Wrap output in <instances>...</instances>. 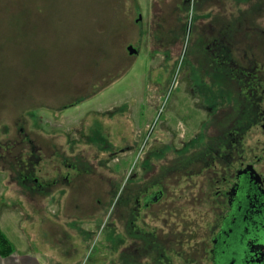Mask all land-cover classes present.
I'll return each mask as SVG.
<instances>
[{
    "label": "rangeland",
    "instance_id": "374dc122",
    "mask_svg": "<svg viewBox=\"0 0 264 264\" xmlns=\"http://www.w3.org/2000/svg\"><path fill=\"white\" fill-rule=\"evenodd\" d=\"M188 1L0 0V228L15 247L8 261L124 264L122 191L137 156L119 148L141 137L167 139L157 131L166 116L172 145L151 153L145 170L158 172L153 158L181 167L188 152L178 143L193 133H184L185 126L194 131L201 117L185 106L178 77L206 61L194 33L212 18L240 32L251 28L258 36L253 53L264 63V0ZM181 23L193 28L175 49L167 42L178 37ZM182 171L171 181L161 178L164 197L146 217V229L167 231L159 220L176 223L183 243L202 237L203 223L215 215L206 199L195 200L199 188L207 194L208 183L188 181V167ZM183 246L172 248L182 254L170 252L171 264H198L190 252L185 259ZM140 260L130 264H150Z\"/></svg>",
    "mask_w": 264,
    "mask_h": 264
},
{
    "label": "flooded vegetation",
    "instance_id": "af4514ba",
    "mask_svg": "<svg viewBox=\"0 0 264 264\" xmlns=\"http://www.w3.org/2000/svg\"><path fill=\"white\" fill-rule=\"evenodd\" d=\"M232 24L218 18L202 23L199 32L194 33L193 44L200 54L206 55V61H195L178 76L179 86H183L182 91L188 98L185 106L201 115L195 119L194 131H188L190 127L185 126L184 133L185 130L188 135L193 132L191 136L178 143L180 149L188 152L180 159L183 162L178 163L181 167L172 159L159 163L153 158L151 165L161 164L160 169L156 174L145 170L151 153H160L158 150L172 145L170 135L173 134L168 127H163L166 116L158 123L157 131L167 139L141 137L119 148L124 154L132 152L137 156V170L131 173L130 169L127 173L122 191L124 264L132 263L134 258L135 261L146 258L150 264L161 261L171 264L168 254L174 252L180 256V249L173 251L172 248L183 245L187 247L183 249L185 259L190 252L199 259L198 264H264V63L253 53L256 32L251 28L240 32L231 28ZM181 27L188 33L193 28L186 23H181ZM235 51L236 58L231 59L230 54ZM215 79L223 80L225 87L223 83V86H212L217 89L212 88L208 82ZM159 96L156 94L153 103L157 110ZM164 109H170L167 103ZM182 116L188 121L187 113ZM165 140L167 143H163ZM186 167L188 181L195 176L200 182L208 183L207 194L199 188L195 200L201 203L206 199L210 205L206 209L215 216L211 222L203 223L202 237L189 235L182 243L176 239V223L159 220L167 231H162L163 227L150 231L146 229L149 225L146 217H150L164 197L161 178L171 181L181 174L177 170L183 172ZM148 185L153 188L149 189ZM155 186L159 187L155 189Z\"/></svg>",
    "mask_w": 264,
    "mask_h": 264
},
{
    "label": "trees",
    "instance_id": "16d2710c",
    "mask_svg": "<svg viewBox=\"0 0 264 264\" xmlns=\"http://www.w3.org/2000/svg\"><path fill=\"white\" fill-rule=\"evenodd\" d=\"M178 29L180 30L177 33L178 37L176 35L175 37L171 39V42H167V44L169 43V45L170 44L173 45L175 49H179L180 47L182 48L184 37H185L184 27H181L180 25ZM175 52H176V55L179 54V51H175ZM14 249L15 248H14L13 243L10 241V239L6 236V234L0 228V257H7L11 255L14 252Z\"/></svg>",
    "mask_w": 264,
    "mask_h": 264
},
{
    "label": "crops",
    "instance_id": "0c3cea01",
    "mask_svg": "<svg viewBox=\"0 0 264 264\" xmlns=\"http://www.w3.org/2000/svg\"><path fill=\"white\" fill-rule=\"evenodd\" d=\"M188 1V0H187ZM15 248V247H14ZM15 250V249H14ZM14 253V252H13ZM12 253V254H13ZM11 254V255H12ZM11 255L7 256V257H0V264H14V260H15V257L14 258H11L9 261L7 258H9ZM7 259V261H5Z\"/></svg>",
    "mask_w": 264,
    "mask_h": 264
},
{
    "label": "water",
    "instance_id": "95a60500",
    "mask_svg": "<svg viewBox=\"0 0 264 264\" xmlns=\"http://www.w3.org/2000/svg\"><path fill=\"white\" fill-rule=\"evenodd\" d=\"M127 51L129 52V54H135L136 50L132 47V46H127Z\"/></svg>",
    "mask_w": 264,
    "mask_h": 264
}]
</instances>
